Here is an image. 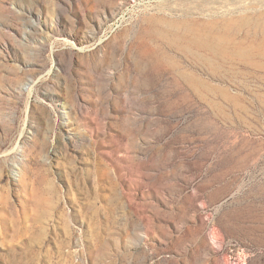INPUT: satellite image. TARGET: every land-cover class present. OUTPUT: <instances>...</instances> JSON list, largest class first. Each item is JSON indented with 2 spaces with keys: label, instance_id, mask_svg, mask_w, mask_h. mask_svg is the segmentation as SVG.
I'll use <instances>...</instances> for the list:
<instances>
[{
  "label": "rangeland",
  "instance_id": "obj_1",
  "mask_svg": "<svg viewBox=\"0 0 264 264\" xmlns=\"http://www.w3.org/2000/svg\"><path fill=\"white\" fill-rule=\"evenodd\" d=\"M0 264H264V0H0Z\"/></svg>",
  "mask_w": 264,
  "mask_h": 264
},
{
  "label": "bare ground",
  "instance_id": "obj_2",
  "mask_svg": "<svg viewBox=\"0 0 264 264\" xmlns=\"http://www.w3.org/2000/svg\"><path fill=\"white\" fill-rule=\"evenodd\" d=\"M223 37H221V39H222ZM220 39V38H219ZM221 41V40H220ZM200 44V43H199ZM219 52H221V54L222 55H224V57H226L227 55H228V52L227 51H224V50H221V51H219Z\"/></svg>",
  "mask_w": 264,
  "mask_h": 264
}]
</instances>
